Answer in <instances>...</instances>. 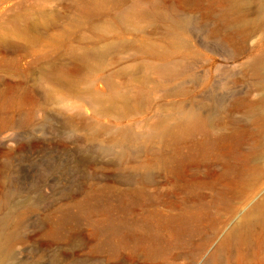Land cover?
Wrapping results in <instances>:
<instances>
[{
  "label": "rangeland",
  "instance_id": "1",
  "mask_svg": "<svg viewBox=\"0 0 264 264\" xmlns=\"http://www.w3.org/2000/svg\"><path fill=\"white\" fill-rule=\"evenodd\" d=\"M225 1L0 0L3 264H264V0H237L236 26ZM139 6L148 18L118 21ZM174 31L167 79L137 48ZM107 79L133 106L121 118L83 99ZM182 107L204 123L160 135Z\"/></svg>",
  "mask_w": 264,
  "mask_h": 264
},
{
  "label": "bare ground",
  "instance_id": "2",
  "mask_svg": "<svg viewBox=\"0 0 264 264\" xmlns=\"http://www.w3.org/2000/svg\"><path fill=\"white\" fill-rule=\"evenodd\" d=\"M263 8V7H262ZM151 10L139 6V7H132L130 9H127L123 12H120L117 16L118 21L121 23H127L135 25L139 21L144 20L145 18H148L150 15L149 12ZM166 14V13H165ZM164 14V15H165ZM171 27L178 28L181 24L178 20L174 19L173 16L171 17ZM220 22L221 24H229L232 23L233 26H236L239 24V10L237 7V0H230L225 1V3H222L221 5V13H220ZM105 33V32H104ZM174 34L173 41L169 44V42L166 43L165 47H163L161 50L158 51L156 44H145L138 46V50L145 53V54H151L154 59L157 60V69L160 73H163L165 77L168 79L171 77L172 79L175 78V76L178 74V64L176 60L172 58V48L174 47L175 43L180 44L181 38L179 36V31L172 32ZM122 37H116L115 39L106 42L102 45L95 44L91 50L84 52V58L87 56H100L105 54V52H108L109 50L115 48V47H124L125 43L121 40ZM86 81L89 82L91 79L89 76H85ZM140 84L139 88L144 90V77L142 79L137 80ZM106 84L109 86L108 94H100L97 91H94L92 89L93 83H89L85 87L84 90V96L83 99L87 102H89L91 105L94 106V110L98 115H114L118 118H121L124 115V112H127V110L132 109V105L128 103L127 98L124 93H118L119 97H116L115 95V86L113 83H111L110 79H107ZM141 91V90H140ZM139 91V92H140ZM169 93L167 92L166 95ZM143 95V94H142ZM178 107V106H177ZM176 107V108H177ZM178 109V108H177ZM175 110V109H174ZM174 113H178L176 122H174L175 115ZM173 120V121H172ZM204 120L201 116V114L198 112L197 109H193L190 107H182L179 109V111L172 112L166 116H163L159 119L157 122L160 126L159 132L160 135L164 134H172L174 136H177L178 134H187L190 133L192 129H195L199 126H201L204 123ZM155 130V129H154ZM152 130V132L154 131ZM11 217L9 214H6L4 217L0 218V264H3L5 261V252L6 250L10 249L14 242V234L8 230V226H6L8 220H11ZM55 230V227H51V232ZM238 229L233 228L228 232V234L225 236V238L219 243L216 250L212 254V258L219 255L226 247L227 240L232 235H237Z\"/></svg>",
  "mask_w": 264,
  "mask_h": 264
}]
</instances>
